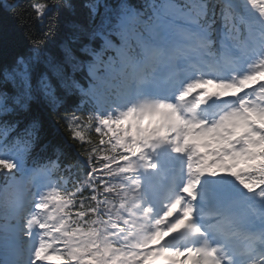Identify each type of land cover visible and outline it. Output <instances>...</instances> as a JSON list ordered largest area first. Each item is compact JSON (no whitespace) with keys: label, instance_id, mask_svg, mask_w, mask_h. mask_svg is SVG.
I'll return each mask as SVG.
<instances>
[{"label":"snow or ice","instance_id":"6c2138e0","mask_svg":"<svg viewBox=\"0 0 264 264\" xmlns=\"http://www.w3.org/2000/svg\"><path fill=\"white\" fill-rule=\"evenodd\" d=\"M33 7L38 17L46 8L62 9L65 31L55 51L43 46L44 38L26 33L30 47L0 58V199H7L10 208L0 224V264H64L49 242L35 236L43 225L34 217L44 206L36 200L35 177L62 164L66 155L59 145L44 139L48 114H54L77 143L84 139L86 127L109 126L112 131L114 125L112 134L119 133L121 145L132 157H139L145 171H158L159 160L149 157L144 146L153 152L169 144L176 145L175 153L185 152L190 143L201 152L205 149L191 137L185 138L183 147L169 139L177 120L173 104L129 105L131 97L160 87L161 72L169 74L166 83L173 92L184 86L180 101L197 89L202 99L234 95L226 93L219 80L185 82L206 70L236 73L246 65L264 69V0H161L150 6V13L135 11L125 0H53ZM136 23L143 24L146 35L137 37L139 52L131 54L129 38ZM218 23L221 53L229 54L227 66L206 59L216 55L211 37ZM78 73L87 78V87L77 79ZM89 102L90 114H86L83 105ZM128 139L130 145L125 144ZM37 150L51 154L41 158ZM253 164L259 166L260 161ZM240 170L215 164L211 158L191 168L185 197L174 202L169 212L178 219L154 242L160 251L152 264H264V188L242 179ZM229 176L260 201L258 217L245 215L238 207L242 200L220 182L219 178ZM185 232L194 233L207 246L162 247ZM236 234L250 242L243 251L233 244Z\"/></svg>","mask_w":264,"mask_h":264},{"label":"trees","instance_id":"16d2710c","mask_svg":"<svg viewBox=\"0 0 264 264\" xmlns=\"http://www.w3.org/2000/svg\"><path fill=\"white\" fill-rule=\"evenodd\" d=\"M8 5L5 6L0 2V58H10L18 51H24L30 47L26 38V33L44 38L42 44L45 48L56 50V43L63 36L65 31L66 16L62 9L53 7L46 10L44 18L38 17L33 5L45 3L49 5L53 0H21L14 8H9L16 3V0H6ZM82 0H77V3ZM7 7V11L5 8ZM42 21V22H41ZM47 34V35H45ZM131 38H129V41ZM109 52L108 54H110ZM81 74H77V79L81 80ZM78 99V97H77ZM86 114H90L91 103L83 105ZM70 130L61 126L59 119L54 114H48L45 117V132L44 139L52 141L53 144L59 145L61 148L66 147L70 150V144H74L75 148L80 151L83 157L91 163H96L100 160L117 159V155L113 149L107 145H103V133L99 131L95 124L91 128L86 127L84 130V139L77 143L69 135ZM115 187L113 184H111ZM88 199L83 208H86L87 215L90 213L91 223L95 226L89 233L95 240V234L99 225L96 224L98 217L91 213V202L95 199L96 193L92 190L88 193ZM97 205L100 204L102 209L108 210L112 204L111 198L106 194L98 195ZM95 204V203H94ZM100 216L106 213L100 211ZM88 225V223L86 222ZM91 240V238H85ZM85 248L88 247L86 241H83Z\"/></svg>","mask_w":264,"mask_h":264},{"label":"clouds","instance_id":"9594fccd","mask_svg":"<svg viewBox=\"0 0 264 264\" xmlns=\"http://www.w3.org/2000/svg\"><path fill=\"white\" fill-rule=\"evenodd\" d=\"M10 211L9 203L7 199H0V214L7 215Z\"/></svg>","mask_w":264,"mask_h":264},{"label":"rangeland","instance_id":"374dc122","mask_svg":"<svg viewBox=\"0 0 264 264\" xmlns=\"http://www.w3.org/2000/svg\"><path fill=\"white\" fill-rule=\"evenodd\" d=\"M2 219H0V222H1Z\"/></svg>","mask_w":264,"mask_h":264}]
</instances>
